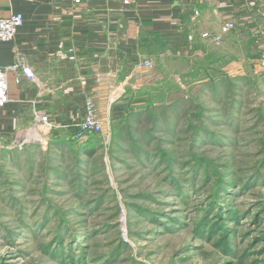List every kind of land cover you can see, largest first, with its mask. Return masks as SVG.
<instances>
[{"label":"rangeland","instance_id":"obj_1","mask_svg":"<svg viewBox=\"0 0 264 264\" xmlns=\"http://www.w3.org/2000/svg\"><path fill=\"white\" fill-rule=\"evenodd\" d=\"M216 58L214 51L202 53V74ZM240 63L243 68L217 65L230 78L247 80L237 85L226 82L223 107L215 93V100L209 98L212 92L203 85L192 90L184 86L190 98L195 96L211 111L208 123L214 112L226 117L234 94H240L237 126L208 124L221 141L204 135L202 142L193 143V130L187 127L194 115L198 122L200 112L193 107L172 140L159 131L155 136L163 142L145 145L149 159L138 160L127 144L117 149L112 138H100L93 161L77 167L76 160L67 159L63 169L68 175L62 180L53 175L50 153L42 146L34 160L29 154L18 159L16 151L12 155L0 151V264H59L50 257L48 246L61 239L66 249L77 243L85 247L81 264H264L260 241L264 239H259L264 238V81L257 78L264 71L249 60ZM214 73L209 70L211 77ZM153 128L154 120H149L143 132ZM193 144L196 155L190 153ZM160 151L174 159L173 171L167 163L157 165ZM191 155L209 165L194 173ZM206 172L225 177L227 193L221 202L238 213L237 222L226 221L234 231L231 251L215 244L222 234L206 239L197 234L209 195L216 194L212 182L217 178L208 184ZM211 218L214 222L218 214Z\"/></svg>","mask_w":264,"mask_h":264},{"label":"crops","instance_id":"obj_2","mask_svg":"<svg viewBox=\"0 0 264 264\" xmlns=\"http://www.w3.org/2000/svg\"><path fill=\"white\" fill-rule=\"evenodd\" d=\"M195 10L200 17L193 21ZM18 13L24 25L15 41L0 44V67L28 64L39 84L22 77L17 85L10 76L12 101L0 110V137L7 140L32 126L34 109L57 125L49 140L69 139L88 99L113 127L166 78L183 86L181 77L204 52L214 51L226 68H243L240 62L248 60L259 65L264 53V0H83L79 6L73 0H0V17ZM227 22L235 29L221 44L203 38L220 35ZM140 59L152 68L137 69Z\"/></svg>","mask_w":264,"mask_h":264},{"label":"trees","instance_id":"obj_3","mask_svg":"<svg viewBox=\"0 0 264 264\" xmlns=\"http://www.w3.org/2000/svg\"><path fill=\"white\" fill-rule=\"evenodd\" d=\"M216 60L212 62L213 64L212 66L206 68L207 70H205L204 74H202V66H201L202 60L199 63H197V65L193 67L194 71L192 70L191 74H188L185 77H181L180 81L182 82L183 86L177 84L174 78L170 80H167L166 78L164 80L165 82L163 81L164 82L163 85L157 88V93L155 95L149 93L145 101L138 100L136 102H132L131 106H129L128 109L125 110L126 112H124V114L120 118H117V124L113 125V131H112L113 145L117 146V149L119 147L120 148L122 147L123 149V144H127L128 146L126 149L127 150L133 149L138 160L140 159L142 161L144 158L149 159L152 156H150V154L147 152V148L145 145L149 146L153 142H163L161 138L158 139L155 136L159 131L167 132L168 137L171 138L172 140L173 137L176 135V129L180 128L179 127V125L181 124L180 121L186 118V114L190 110H192L193 107H197V109H200V112L198 114V122L194 119L197 116L194 115L193 116L194 118L191 117L192 124L187 127V130L189 129L193 130V135H194L193 143L199 144L200 142H202L204 139V135L207 137V139L221 141L220 137H218L219 135L210 133L208 129V124H213V126L214 125L232 126L233 125L232 123H235V126H237L239 123V120H237L238 110L242 106V103L239 102L240 94H234L235 96H233L231 100L232 103L230 104V110L228 111L229 113L226 117L223 116L225 120H223V118L222 119L219 118L220 113L214 112L215 118L209 119V123H208V116H209L208 114H211L209 108H206V106H204L203 104L197 103L199 100L197 99L198 100L197 101L194 98L195 96L190 98V96L187 95L188 91L184 90L185 89L184 86L191 87L192 90L193 86L196 87L199 85H203L201 86V88L203 87V89H210L212 92V96L209 98L215 100V95H214L215 93L218 103H221L223 107V104H225L226 101L224 100L223 97L225 95L222 96L221 92L225 90L226 82L234 83L235 85H237L240 83L246 84L247 80L243 76L230 78V76L221 72L222 68H218L219 66L217 65L220 64ZM209 70L215 72L214 77L210 76ZM257 78L258 80L264 81V73L258 75ZM139 96L142 97V95ZM155 101L159 102L160 105L157 106ZM156 110H159L160 114H158ZM149 120L150 121L154 120V128L147 132H143V125L145 122ZM196 122L198 124L197 126L194 125V123ZM136 125L141 126L140 129L139 128L136 129L135 127ZM99 139H100L99 137L91 136L85 143L82 144L76 143L71 139L69 140L63 137L50 139L47 147V153H50V155L48 156H49L51 169L53 171V175L58 176L61 180L62 178L64 179L67 178L68 175L66 173L67 169H63V165L67 163V159L69 157L72 160H76L77 167H80L82 163L87 164L93 161L98 151L96 149L97 148L96 145H100ZM195 145L196 144L190 146V153L192 155H196L195 151L193 150V148L196 147ZM158 147L159 146H157L156 148L157 150L159 149ZM41 149L42 147L40 145H31L25 148L23 151H16L14 153H16V157L18 159L19 158L21 159L22 157L24 158L25 154H29L31 156L30 160H34L36 159L35 158L36 153L38 151H42ZM3 153L8 155L11 154L12 152L3 151ZM160 153L162 152L160 151ZM192 155L190 156V160L195 163L193 171L194 173H197L199 169H204V165L207 162L205 160H202L201 158H196L195 156ZM158 158L159 160L157 165L162 163L163 164L167 163L169 164L167 169L173 171L172 167L173 165H175V161L173 158H168L165 152H163L162 155L160 154ZM117 161H119V158L117 159ZM207 165H209V163H207ZM206 169L208 170V168ZM206 174H207L208 184L211 182V179L217 178L216 177L217 174L213 176L211 175V172L210 173L206 172ZM224 178L225 177H223V175H220L216 181L214 180V182H212L214 183L215 187L213 190L214 192H216V194L212 193L209 195L210 200L207 206L208 210H206L205 212L206 216L203 219H201L200 222L198 223L197 234L201 237L200 239H206L207 236L209 237L215 233H217L214 235L215 237L218 236L219 234H222V238L220 239V241L218 240L217 242H215V244L218 246L221 245L225 247L226 251H231L229 245V239L232 238V236L234 235V231L230 230V226H226L228 224V222L226 221H229L230 223H235L239 219L237 217L238 214L237 212L235 211L233 212V210L227 206V203H225V201L221 202L223 195H226L227 193V186ZM78 180L81 182L80 184L83 186L84 181L80 178ZM177 186L179 188L181 187V185H177ZM147 198L152 201H155L153 197L147 196ZM211 212L212 214L210 215L209 213ZM217 214H218V219H216L213 222L211 216ZM205 231H208V234H206ZM259 239H264V238H259ZM260 241H262L261 243H264V240H260ZM53 244H55L54 248H53ZM69 245H70V249H66L67 246L66 242H64L63 239H61L54 241V243L48 246V249L51 250L49 252V255L52 258V260L59 264H81L84 261L83 250H85V247L78 246V243L69 244ZM78 252H80V257L77 256ZM230 255L232 256L233 253ZM77 258L80 259L78 260V262L76 260Z\"/></svg>","mask_w":264,"mask_h":264},{"label":"built area","instance_id":"obj_4","mask_svg":"<svg viewBox=\"0 0 264 264\" xmlns=\"http://www.w3.org/2000/svg\"><path fill=\"white\" fill-rule=\"evenodd\" d=\"M75 5H81L83 0H73ZM200 12L195 10L192 15L193 21L198 20ZM24 25L22 14H13L8 18L0 17V44L3 42H13L17 38L19 29ZM235 29L234 22H227L223 25L221 34L211 36L204 34L203 38L211 40L214 44H221L223 36L231 33ZM259 67L264 71V53L261 56ZM137 69H151L152 62L140 59L136 65ZM15 77V83L19 85L22 77L28 78L31 82L39 84V79L33 69L28 64L18 62L13 66L0 67V110L4 109L11 100L10 76ZM105 76L100 75L99 79ZM57 125L52 122L50 116L43 110H33V124L26 130H21L16 135L7 140L0 137V151H23L31 145H40L44 149L48 147L49 135ZM74 133L69 138L76 143H85L91 136L105 138L111 141L112 129L109 121H105L97 114L96 105L93 99H88L85 103V111L82 119L75 120L70 126Z\"/></svg>","mask_w":264,"mask_h":264}]
</instances>
